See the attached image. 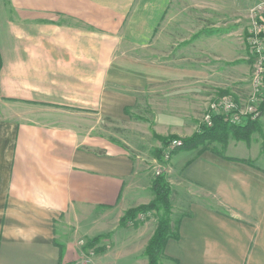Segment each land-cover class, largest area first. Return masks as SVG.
Listing matches in <instances>:
<instances>
[{
  "label": "crops",
  "instance_id": "crops-1",
  "mask_svg": "<svg viewBox=\"0 0 264 264\" xmlns=\"http://www.w3.org/2000/svg\"><path fill=\"white\" fill-rule=\"evenodd\" d=\"M197 1L164 0L142 58L134 0H0V264H147L156 216L119 222L159 167L178 239L158 264H264V113L248 143L153 156L215 94L252 93L247 21Z\"/></svg>",
  "mask_w": 264,
  "mask_h": 264
},
{
  "label": "rangeland",
  "instance_id": "rangeland-1",
  "mask_svg": "<svg viewBox=\"0 0 264 264\" xmlns=\"http://www.w3.org/2000/svg\"><path fill=\"white\" fill-rule=\"evenodd\" d=\"M193 2H189L190 4L195 5L194 2H196V0H190ZM149 2H151L150 0H134V5H135V9H137V11L133 12L132 14V18L137 22V27H140L139 29L142 31V36L141 38V43H139V48L137 49H133V52H137L140 54H143L142 58H146V54H147V46H148V39H147V27H148V20L152 18H155L156 16V30H159L162 32V25H163V12H162V6L164 3V0H152V4L154 5L156 4V7L160 6L159 8L161 9L160 11H156V12H152V11H148L149 9ZM198 5L202 6L203 5V13H204V19H209L210 20L212 18V15L214 14H218L220 15V19H235V20H239L242 19L243 21H247V29L245 31V42H246V48L248 51V60L251 59L250 53H249V48L247 45V38L249 36V29H251V27L253 26V24H259V22L261 21V19H264V0H198L197 1ZM215 6L216 9L218 8V11L215 10ZM261 8V9H260ZM190 14H194V12H190ZM209 15V17H208ZM215 16H213L214 18ZM209 23V22H208ZM159 27V28H158ZM141 46V47H140ZM250 63V83H251V88H252V93L251 95L254 93L255 91V86H254V82H253V66H252V61H249ZM259 89V86H258ZM251 95H249V97L246 98V101L243 102V104L238 103V101L233 97L232 94L230 93H219V94H215V96L212 98V100L207 104L205 111L201 117V119L199 120L198 124H197V131L198 132L200 130V127L203 125L205 127H210L212 125V120L215 117H220L222 118V120L228 124V126H236V128H226V131L221 130L220 133L216 134V136L214 138L205 140L201 143H199L194 149L196 148H200L201 147V151L202 150H217V151H222L226 145L228 144V142H230L232 139L233 140H239V139H243L245 137V134H241V135H237V133H239L240 131H235V129L237 128H243L246 124H248L249 122H253L256 121V125H252V129H250L252 132L250 134H248V139H251L252 134L254 133H260L261 131V125H260V119L262 117L263 113H259L257 116H255L254 118L246 116L244 120H240L239 124H233L230 123L226 120V116H224L221 112H215L214 106H216L217 104H220V102L223 99H227V98H232L234 99L235 103H236V107L238 110L240 111H245V109L248 107V105L250 104V97ZM260 104V103H259ZM258 104V105H259ZM257 105V104H255ZM259 107V106H258ZM209 116L210 117V126L207 125L206 119L205 117ZM95 119L93 118V121ZM107 123V122H105ZM104 123V124H105ZM105 126H108V131L111 129H115L116 125L113 123L108 122L107 124H105ZM111 132V131H110ZM115 132V131H114ZM195 132V133H196ZM193 133V134H195ZM192 134V135H193ZM191 135V136H192ZM190 136V137H191ZM157 138V140L161 143V148L160 149H156V150H163V154L161 155V159H158V151L156 152V150L153 153L154 158L156 159L157 163H161L162 166L166 165L171 156H169V153H171V151H173V149L175 147H172V142L173 141H180L182 142L183 139L186 138H178L175 136V139H173L172 141L168 142V144L166 146H164L163 142L161 141V139H168L171 136H167L165 138L162 137H158L155 136ZM247 137V136H246ZM245 137V138H246ZM189 138V137H187ZM167 155V156H166ZM159 173H163V169L162 168H158L157 171H155L153 178L158 175ZM164 174V173H163ZM165 176V175H164ZM170 201V200H169ZM149 213H153L156 218H157V222H158V214H156L155 212H148ZM147 213H140L137 214L138 215H146ZM170 216H171V212H170ZM136 218V217H135ZM171 219V217H170ZM157 226V223H156ZM176 229H174V227H171V224L169 223V231L170 233H174Z\"/></svg>",
  "mask_w": 264,
  "mask_h": 264
},
{
  "label": "trees",
  "instance_id": "trees-1",
  "mask_svg": "<svg viewBox=\"0 0 264 264\" xmlns=\"http://www.w3.org/2000/svg\"><path fill=\"white\" fill-rule=\"evenodd\" d=\"M251 61V59L249 60ZM0 68H1V60H0ZM259 113H264V90L261 95V102L258 107ZM256 121L249 122L243 128H237L235 131H240L237 135L245 134L243 140L245 142H249L248 134L252 131V125L255 124ZM236 128V126H228L222 118L215 117L212 120V125L210 127L201 126L200 130L193 134L191 137L183 139L181 145L175 147L169 156L176 154L182 150H189L195 148L199 143L214 138L216 134L220 133L221 130L226 131V128ZM241 133V134H240ZM175 139V137H169L168 139H161L164 146L168 144V142ZM158 151V159H161V155L163 154V150H156ZM151 190L154 194V199L148 203L147 205H142L134 209H130L125 212L123 217L120 219L119 225L121 227L126 226L129 223H133L137 214L140 213H148V212H155L158 214V222L157 226L154 230L153 235L151 236L148 244L145 248V256L147 257V264H158L159 258L163 255V251L166 245V242L169 238L174 240L178 239V232L177 228L174 233H170L169 231V223H170V212H171V205L169 201L170 195V188L165 179L163 173H159L156 175L151 184ZM102 236L95 237L85 243L83 246V250L90 249L93 254H99L105 251V247H96V244L102 239Z\"/></svg>",
  "mask_w": 264,
  "mask_h": 264
},
{
  "label": "built area",
  "instance_id": "built-area-1",
  "mask_svg": "<svg viewBox=\"0 0 264 264\" xmlns=\"http://www.w3.org/2000/svg\"><path fill=\"white\" fill-rule=\"evenodd\" d=\"M247 45L253 66V82L255 86V91L250 97V104L245 111H240L237 109L234 99L227 98L214 106L216 108L215 112H221L226 116V120L233 124H239V121L246 119V116L254 118L258 114V104L261 102V95L264 90V19H261L259 24H253L251 29H249ZM205 119V123L210 126V117L207 116ZM180 145V141L175 140L172 142V147Z\"/></svg>",
  "mask_w": 264,
  "mask_h": 264
}]
</instances>
